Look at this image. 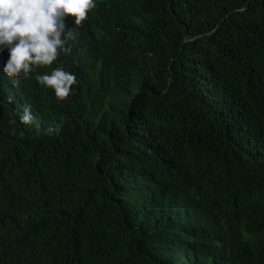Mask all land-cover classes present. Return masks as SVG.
Returning <instances> with one entry per match:
<instances>
[{
  "label": "trees",
  "instance_id": "1",
  "mask_svg": "<svg viewBox=\"0 0 264 264\" xmlns=\"http://www.w3.org/2000/svg\"><path fill=\"white\" fill-rule=\"evenodd\" d=\"M95 3L63 101L0 52V264H264V0Z\"/></svg>",
  "mask_w": 264,
  "mask_h": 264
},
{
  "label": "clouds",
  "instance_id": "2",
  "mask_svg": "<svg viewBox=\"0 0 264 264\" xmlns=\"http://www.w3.org/2000/svg\"><path fill=\"white\" fill-rule=\"evenodd\" d=\"M95 7V0H0V52H8L4 74L18 84L35 73L36 82L54 92L58 101L70 97L78 83L76 74L63 66L42 74L37 69L51 67L61 53L70 52L66 45L73 41L71 30L82 28ZM19 119L24 125L40 127L31 105L24 106ZM42 131L59 135L61 125Z\"/></svg>",
  "mask_w": 264,
  "mask_h": 264
}]
</instances>
